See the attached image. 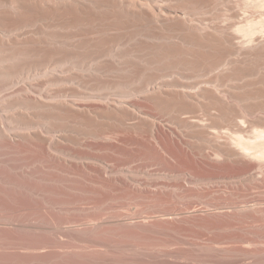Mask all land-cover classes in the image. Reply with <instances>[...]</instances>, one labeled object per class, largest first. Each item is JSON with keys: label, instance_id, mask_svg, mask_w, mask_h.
<instances>
[{"label": "bare ground", "instance_id": "obj_1", "mask_svg": "<svg viewBox=\"0 0 264 264\" xmlns=\"http://www.w3.org/2000/svg\"><path fill=\"white\" fill-rule=\"evenodd\" d=\"M3 5H6L8 9L0 11V23L2 22L1 19H4L1 25L7 27L0 28V50H2L1 47L6 49L9 47L10 49V47L19 44L11 43L10 40H2L4 37L7 39L14 36L9 35L10 33H4V31H11L14 27H19L20 31L27 28V18H30L31 15L36 18L32 16L31 25L34 21H42V23H46L45 28L54 27L56 30H66L69 31L68 33H72L61 34L60 36L58 34L57 36L50 35L51 37H48L49 35L47 37L40 36L39 38L43 37L41 42L38 40V42L32 41L31 43L34 44L35 51L30 49L32 52L29 50L24 52L23 47V50L18 52V48L15 47L16 52L12 47V53L15 51V55L18 57L13 59H3L2 57L0 60V87L12 85L17 88L12 94L13 101L9 104L14 112H10V115L3 114L4 116L0 117V144H5L6 147L11 148L32 145L30 149L32 152L34 149L35 152V154L33 153L35 157L29 154L31 157L27 156L28 159L21 157L22 160L16 158L17 155L12 157L10 154L0 153V190L4 189L1 184L6 182L4 175L9 173L8 177L11 176L10 172H15L22 178L24 176L34 177V169L31 167L34 162L32 161L37 162L38 160L39 162L40 160L43 163L52 164V166L64 165L70 168L75 164L77 165L78 162V164L82 163L88 168L91 164H93L92 167L95 165L97 167H94L93 171L96 174L95 185H98H96L98 191L96 190V192L94 188L96 193L90 191L94 194L92 196L98 199L97 204L119 199L122 193L123 197L127 193V196L132 195L133 198L136 196V199L147 198L153 202L140 200L145 202V204L139 202L141 205L144 204L146 207L148 201L152 206V209L147 211L141 210L142 206H139L138 211L124 214L121 212L122 209L119 210L118 205L113 206L110 211L107 209L108 213L106 211L97 212L98 209L96 213L83 210V215L79 216H75L74 213L69 216H53L56 214L51 215L49 213L51 215L49 216L46 214L47 206L44 209L47 216L40 218L44 227L31 225L29 229L32 230L19 228L10 223V218L5 219L8 212L4 215L5 218L0 216V237H13L16 242L18 240L17 245L16 243L13 244L18 249L16 251L23 249L28 254L33 252L32 255L26 256L25 254L26 259H28L26 261L31 264L40 262L44 258L48 259V255L45 253L49 250L46 251L45 248L49 246H60L61 249L69 250L73 248L72 241L74 240L84 243H100L101 246H104L101 240L102 234H109L115 238H132L133 241L129 240L132 242L136 238L137 241L140 239L139 242H142L141 239H144L143 241L152 239L153 243L150 241L152 244L147 240L146 242L150 243L148 245L155 250L154 255L157 254L153 263L174 264L176 256L173 255L175 251L172 253L170 250V252L167 251L166 247L171 244L163 241V237H168L173 231L177 233L187 229L186 232H190L193 236L190 235L191 238L195 241L191 239L189 252L186 250L189 255L187 253L184 255L185 252L182 254L181 250L180 252L184 256L181 258H188L189 264H220V260H225L229 264H264V257H261L264 254V249L258 250L262 247L251 248L257 243L255 240H251L252 235L251 238L243 235V238L237 234V236L231 237L232 234L229 236L227 234V238L226 233L224 234L226 239H230L232 242L235 239L238 244L239 242L242 244L241 247L237 245L238 249L235 253L232 252L235 250L233 248L236 247L232 248L228 243L230 241L227 244L233 251L225 249L227 246L225 248L224 246L220 247L226 243L223 236L220 239L221 237H218L219 234H217L215 235L217 237L213 238L214 235L212 234L213 239L211 237L208 239V235H211L208 233H206L207 236L205 235L206 231L212 229L234 228L241 223L244 224V222L250 223L260 220L259 218L264 216V199L262 202L260 199L239 201L226 196L222 201H213V199L207 198L213 191H219L220 184L222 186L224 184L231 191L248 188L249 185L264 186V0H0V6ZM227 9L230 11L229 13H227ZM241 9L259 11V19L246 20L243 24L244 21L239 18ZM225 15L231 21L220 23L219 19L224 18ZM43 29L40 24L38 31ZM78 31L79 33H77ZM29 33L31 34V32ZM29 33L27 35L20 33L15 35V38L27 37L29 40V38L35 37L34 34L28 35ZM80 38L91 39L92 42H75L77 39L81 40ZM3 51L0 52V55ZM9 54L11 55L10 51L6 56ZM20 55H26V57L23 58ZM29 55H38L39 57L30 58ZM38 78L44 80L43 83L40 81L42 84L37 86L36 83H31ZM232 82L233 84L230 86L229 83ZM220 87H224V89ZM2 101L4 98L1 103ZM31 108L37 109V112L34 110L35 113H27L26 111ZM1 109L4 107L2 106ZM23 110H26V113ZM12 120H18V125L16 123L14 125ZM2 122H6V125ZM75 129L83 131L81 133L83 137L85 134V137L88 135L94 136L98 140L101 139V142L103 140V143H100L102 150L105 148L110 154L109 150L112 151V154L113 151L123 154V150L127 153L125 146L122 145L124 149L118 144L124 139L127 140L121 136L125 135L128 138L131 133L141 132L136 135L142 134L141 137L144 136L147 139V142L144 141L148 144L147 146L144 143L147 146L146 150L148 148V151H151L155 157L152 156L153 159L160 162L163 165L162 168L165 167L168 170L167 176L171 179L174 177L177 184L174 183L173 186L172 183H158L159 181L156 182L150 178L139 179L136 176L137 173L135 175L127 169L119 168L118 164V166H113V162L118 163V158H115L117 153L111 155V160L115 158L112 165H108L104 162L106 159H103L104 164L107 165L104 166L101 164L102 161L100 162L102 158H97L96 154V157L94 155L90 157L91 155L88 156L87 153L86 156H78L77 153L76 155L71 153L72 151L68 152L65 146L63 149L60 144L65 140L67 142L76 131ZM66 133L71 137L67 136ZM120 134L121 136H119ZM75 138L77 137L74 136L73 139ZM134 138L125 143H136L137 138ZM122 143L124 144V142ZM100 144L96 143L99 146L93 147L101 148ZM143 147L145 148V146ZM130 149L128 148V151ZM11 150L13 151V149ZM32 152L28 153L32 154ZM15 153L17 154V152ZM24 153L28 154L25 151ZM18 154H21V151ZM23 154L21 155L23 156ZM110 154L107 157H110ZM256 155L258 156L255 157ZM130 159H128L129 162ZM124 163H122L123 166ZM81 169L85 170L83 172L87 171L86 168ZM93 171L91 170V172ZM43 175L42 177L51 178V175L50 177ZM26 178L25 180L29 183V178ZM48 178H46L47 181ZM163 178L168 179V177ZM60 179L62 178L59 180L58 178L55 180L51 178V181L58 183L61 182ZM171 179L169 178L167 181H173ZM39 183L38 181L37 184ZM44 184L45 188L51 187ZM16 185L14 184V186ZM60 185L63 189L57 187L63 191L77 188L72 185ZM35 186L40 187V192L43 191L40 184ZM51 188L49 191L46 188L48 193L52 191ZM25 189L29 190L30 188L25 187ZM243 190L245 192V189ZM56 192L55 194H59ZM10 196L12 197V195ZM60 196L66 197V195ZM70 196L74 197V195ZM41 197L47 199L45 195H41ZM221 197L219 195V198ZM20 200L24 199L20 198ZM77 200H74L73 203ZM58 202L60 203V201ZM58 202L56 203L58 204ZM148 203L147 205H149ZM38 204H36V208H33L37 209L40 205ZM5 205L7 204L5 203ZM93 205L96 206V204ZM3 208L5 210V207ZM41 210L40 212L37 210V213L40 214ZM21 211L23 210L21 209ZM32 215L31 217H34ZM17 220L19 219L17 218ZM32 220L38 221L36 217ZM234 224L236 226H233ZM166 237L164 240L167 239ZM121 238L120 240H122ZM120 240L118 241L117 238L116 241L120 242ZM167 240L169 241L170 238ZM12 242L15 241L12 240ZM118 242L117 244H119ZM123 243L126 246L125 242ZM130 243L127 242V244ZM4 244L6 243L4 242ZM117 244L115 243V245ZM138 245L141 246L140 243ZM150 247L148 249H151ZM82 248L84 249V247ZM143 248L145 249L144 246H142V250ZM162 248H166V250ZM169 248L171 249L172 245ZM54 249L56 251V248ZM14 250L10 249L9 251ZM41 250H44V254L41 253ZM55 251L53 252L55 253ZM101 251L100 256H102ZM105 252L102 254L105 255ZM95 254L97 253L95 252ZM181 254L178 255L181 256ZM230 254H235V256L237 254V260H229ZM78 255L77 257H79ZM107 255L106 253L103 258L99 257L101 259L96 256L94 260H102ZM88 256L87 259H89ZM123 256L121 257L123 258ZM134 257L131 258L134 259ZM67 258L65 262L68 263L69 257L67 256ZM84 258L86 259V255ZM116 258L119 257L116 256ZM149 258L146 261L143 260V257L141 260L138 258L139 260H134V262L135 264H142V261L146 263ZM16 259L19 258H15V261ZM52 259L49 260L52 261ZM175 260L177 261L176 258ZM91 261L94 262L93 259ZM22 262L24 261L22 260ZM59 263L61 264V262Z\"/></svg>", "mask_w": 264, "mask_h": 264}, {"label": "rangeland", "instance_id": "obj_2", "mask_svg": "<svg viewBox=\"0 0 264 264\" xmlns=\"http://www.w3.org/2000/svg\"><path fill=\"white\" fill-rule=\"evenodd\" d=\"M4 6V7H3ZM3 6H0V11H5V9H8V7L6 6V5H3ZM6 6V7H5ZM221 11V10H220ZM227 11V13H229L230 11L227 9L226 10ZM245 11V12H244ZM252 11V12H251ZM243 12V13H242ZM33 15H31V17L30 18H27L28 20H29V23H28V20H27V28H25V29H23V30H21L20 31V29H19V27H14V29H12L11 31H4V33H10L9 35H14V36H12L11 38L10 37H8L7 39L4 37V38H2V40H4V41H9V42H11V43H19V44H16V48H18V52L20 51V50H23L24 49V52H27L28 50H29V52H32V51H35V49L36 48H34L33 47V45L34 44H31L32 43V41L34 42H38V40H39V42H41L43 39V37H41V38H39L40 36H46L47 37V35H49L48 37H51L50 35H53V36H57V34L60 36L61 34H63V35H67L66 33H68L69 31H64V30H62V31H59V30H56V28H54V27H44V25L46 26V23L45 22H43L42 23V21H34V23L32 22V25H31V18H33L32 17ZM250 16V17H249ZM259 16H260V12L259 11H255V10H250V9H241L240 10V15H239V18L240 19H242L241 21H244L243 22V24H245V21L246 20H251V19H254L255 18V20H258L259 19ZM35 18V17H34ZM36 19V18H35ZM3 20L4 19H1V21L3 22ZM34 20V19H33ZM220 20V23H229L231 20H228L227 19V17H226V15L224 16V18H220L219 19ZM1 22V23H2ZM1 23H0V28H2L4 25H1ZM3 24V23H2ZM4 24H6V23H4ZM40 24L43 26V30H40V32L38 31V27H40ZM4 27H7V26H4ZM3 27V28H4ZM2 28V29H3ZM51 28V29H50ZM30 29V30H29ZM34 30V31H33ZM47 30V31H46ZM17 31H18V33H17ZM25 31V32H24ZM29 33V32H31V34L29 33L28 35H33L34 34V38L33 37H31V38H29V40H28V38L26 37V38H15L17 35H19L20 33H22V34H25V35H27V33ZM35 32V33H34ZM37 32V33H36ZM40 34H39V33ZM17 33V34H16ZM43 33V34H42ZM49 33V34H48ZM60 33V34H59ZM65 33V34H64ZM70 33H72V32H70ZM70 33H68V34H70ZM77 33H79V31L77 32ZM84 34H85V32H83ZM16 35V36H15ZM26 39V40H25ZM36 39H37V41H36ZM81 40H75V42H77V43H83V42H89V41H91V39H86V38H80ZM1 41V40H0ZM27 41H29V42H27ZM59 41H62V40H60L59 39ZM24 42H25V44H24ZM27 42V43H26ZM92 42V41H91ZM131 42H133V41H131ZM29 45V46H27V45ZM26 45V46H25ZM31 45H32V47H33V49H32V47H31ZM20 48H19V47ZM13 47V46H12ZM12 47H10V49H9V47H7V49L6 48H3V47H1L2 48V50H0V52L1 51H3V49H4V51L2 52V55H0V60H1V58L3 57V59L4 58H11V59H13V58H16V57H18L17 55H15V47H13V49L15 50L13 53H12V51H13V49H12ZM24 47V48H23ZM31 47V48H30ZM23 48V49H22ZM26 48V49H25ZM30 49L32 50V51H30ZM12 50V51H11ZM38 50V49H37ZM7 51V52H6ZM10 51V53H11V55L13 56H11L10 54L9 55H7L6 56V54H8V52ZM6 52V53H5ZM17 52V51H16ZM3 53H4V55H3ZM4 56H6V57H4ZM9 56V57H8ZM28 56V55H27ZM30 56V58H37V57H39L38 55H29ZM33 56V57H32ZM20 57H23V58H25L26 57V55L24 56V55H20ZM39 79V78H38ZM38 79H36V80H33L31 83H33V84H35V85H39V84H42L43 83V79L42 78H40V79H42V80H38ZM42 83H41V82ZM237 83V82H236ZM230 84H233V82L232 83H229V85ZM0 86H1V84H0ZM2 86H4V87H0V109L2 108V106L4 107V109H1L0 110V117L2 116H4V115H10V112L11 113H13L14 112V109L13 108H11V107H9V104H10V102L11 101H13V99H12V94L17 90V88H15L14 86H12V85H2ZM231 86V85H230ZM221 89H224V87H220ZM10 90H12L11 92H10ZM15 90V91H14ZM2 91V92H1ZM4 91V92H3ZM9 91V92H8ZM3 93V94H2ZM9 93H10V95H9ZM8 96H10L9 98H8ZM4 98V101L6 102V104H5V102L4 101H2V103H1V100ZM6 98H8V99H6ZM12 99V100H11ZM7 100V101H6ZM8 103V104H7ZM5 105V106H4ZM7 106H8V108H10L9 110H8V108H7ZM6 109V110H5ZM13 110V111H12ZM32 110H33V112H32ZM35 108H31V109H29V110H23L24 112L26 111L27 113H35V111L37 112V109L35 110ZM31 111V112H30ZM25 112V113H26ZM2 113V114H1ZM6 113H8V114H6ZM4 114V115H3ZM19 120V122H20V119H18ZM18 120H12V123L15 125V123L18 125ZM14 121V122H13ZM2 124H5L6 125V122L4 123V122H2ZM12 124V125H13ZM76 130V129H75ZM77 131V130H76ZM74 131V133L72 134V137H71V135H68V133H66L67 134V136H70L71 138L69 139V140H67V142H66V140L65 141H63L60 145H61V147L64 149V146H65V148H66V150H68V152H71V153H74V154H78V156L80 155V156H86L85 154L87 153L88 154V156H90V157H93V155L95 156V154H96V156H97V158L98 157H100V158H102L101 160H100V158H99V160H100V162H101V164H103L104 166H107V165H105L106 163L108 164V165H112L113 163V166H118L119 168L121 167V168H124L125 170L127 169V171H131V172H133L135 175H136V173H137V178H144V179H153V180H155L156 182H158V183H160V182H163V183H166V182H169V184L170 183H172V185L174 184V183H176L177 184V182L174 180V177H173V179H171V177H169V176H167V174H168V170L166 169H164V168H162L163 167V165H161V163L160 162H158L157 160H155V159H153V157H154V155H152V153H151V151L149 152L148 151V148H147V150H146V147L148 146V144L147 143H145V142H147V139L144 137V139H143V137H141L142 136V134L140 135V134H138V135H136L137 133H141V132H135V133H131L130 135H129V137L127 138L125 135L124 136H121V134L119 135V136H121L122 138L123 137H125L128 141H132V138H137V140H136V143H133V142H128V143H125V142H127V140L125 141V139L124 140H122L121 142H118V144L119 145H121V147H123L122 145H124L125 146V148H126V151H127V153L125 152V150H123L122 152H123V154H119V153H117V152H114L113 151V154H112V151L111 150H109L110 152H111V154L108 152V150L106 151V149L104 150H102V144H100V143H103V140H102V142H101V139L100 140H98L97 138L95 139L94 138V136H88V135H86V137H85V134H84V137H83V134H81V133H83V131ZM76 132V133H75ZM81 134V135H80ZM80 135V136H79ZM74 136H76L77 138H75V139H73L74 138ZM128 136V135H127ZM93 138V140H92V138ZM67 139H68V137H66ZM84 138V139H83ZM134 138V139H135ZM72 139V140H71ZM78 139H79V141H78ZM133 139V140H134ZM139 139V140H138ZM141 139V140H140ZM143 139V140H142ZM74 140V141H73ZM76 140H77V142H76ZM82 140V141H81ZM89 140V141H88ZM92 141V142H91ZM98 141V142H97ZM145 141V142H144ZM65 142V143H64ZM75 142V143H74ZM86 142H87V144H86ZM97 144H100V147L101 148H99V147H97L98 149H96V148H94L95 146H99V145H96V143ZM122 142H124V144L122 143ZM135 142V141H134ZM143 142V143H142ZM88 143H90V144H88ZM132 143V144H131ZM144 143L147 145H144ZM64 144V145H63ZM80 144V145H79ZM143 144V145H142ZM1 145V144H0ZM71 145V146H70ZM79 145V146H78ZM85 145V146H84ZM90 147H89V146ZM132 145V146H131ZM138 145V146H137ZM140 145H142V146H140ZM31 146V148H32V145H30ZM30 146H24L23 147V145L22 146H19V148L18 147H16V146H14L13 148H11V147H9V146H7L6 147V145L5 144H2L1 145V147H3V148H1L0 147V149L2 150H0V153H6V155H8V154H10V156H12V157H15L16 155H17V157L16 158H18V159H21V157L24 159H28V157H35V152H34V149H33V152H32V149H30ZM94 146V147H93ZM134 146V147H133ZM143 146H145V148L143 147ZM22 147V148H21ZM72 147V148H71ZM130 147H131V149H130ZM6 148V149H5ZM10 148V149H9ZM15 148H16V150H15ZM29 148V149H28ZM80 148V149H79ZM124 148V147H123ZM124 148V149H125ZM128 148L130 149L129 151H128ZM140 148H142V149H140ZM4 149V150H3ZM11 149H13V151L15 150V152H17V154L15 153V152H13ZM21 149V150H20ZM86 149V150H85ZM101 149V150H100ZM138 149V150H137ZM6 150H7V152H6ZM29 150V151H28ZM94 150V151H93ZM97 150V151H96ZM132 150V151H131ZM4 151V152H3ZM20 151H21V154H23L24 153V151L26 152V153H28V152H32V154L31 153H28V154H23V156L21 155V154H18V153H20ZM23 151V152H22ZM76 151V152H75ZM83 151V152H82ZM102 151V152H101ZM105 151V152H104ZM145 153H144V152ZM10 152V153H9ZM89 152V153H88ZM122 152H120V153H122ZM131 152V153H130ZM11 153H13V154H15V155H12ZM34 153V154H33ZM84 153V154H83ZM94 153V154H93ZM114 153H117V154H115V158H120V160H118L117 159V161H118V163L115 161V158H114V160L112 159L111 160V155H114ZM125 153V154H124ZM136 153V155H134ZM143 153V154H142ZM149 154V156H148V154ZM31 156H30V155ZM76 154V155H77ZM99 154V155H98ZM104 154V155H103ZM105 154H107V155H105ZM109 154H110V157H107V156H109ZM129 154H130V156H129ZM144 154H146V155H144ZM151 154V155H150ZM124 155V156H123ZM140 155H141V157H140ZM18 156H20V157H18ZM28 156V157H27ZM95 156V157H96ZM134 158H133V157ZM151 156V157H150ZM153 156V157H152ZM258 155H256L255 157H257ZM114 157V156H113ZM109 158V159H108ZM132 160H131V159ZM136 158V159H135ZM144 158H147V159H144ZM155 158V157H154ZM103 159H106L105 161L103 160ZM128 159H130V162H129V160ZM143 159V160H142ZM264 159V158H263ZM22 160V159H21ZM109 160V161H108ZM122 160V161H121ZM126 160V161H125ZM91 161H93V160H91ZM106 162L105 164H104V162ZM113 161H115V162H113ZM32 162H34L33 164H32V169H34V177L33 176H24L23 178H22V176H20V175H17L15 172H10V174H11V176H9L8 177V175H9V173L8 174H5L4 175V177H5V180H6V182L5 183H2L1 185H3L2 187L5 189V191H4V189L1 191L0 190V216L1 217H4V215H6L8 212V214L6 215V218L5 219H8V218H10L11 220H9V222L10 223H12V224H14L15 226L17 225L19 228H26L27 230L29 229V227L32 225V226H35V225H42L41 226V228H43L44 227V224H41L42 223V221H41V219L43 218V216H45L46 214H48L49 216H51V215H53V214H56V215H53V216H69L70 214L71 215H73V213H74V215L75 216H79V215H83V212L84 211H86L87 212V210H89V211H91L92 213L93 212H95L96 213V211H97V209H98V211L97 212H99V211H102V212H105L106 211V213H108L112 208H113V206H118L120 209V211H121V209H122V213H124V214H128V213H131V212H135V211H138L139 210V208L142 206H144V204H145V202L144 201H146V200H149L150 201V203H152L153 201H151L150 199H147V198H139V196H137V198H139V199H136V196H134V198H133V196L132 195H130V196H127L126 194L124 195L125 197H123L122 195H123V193H122V195L120 194V196H119V199L117 198V199H114V200H111L110 202L109 201H104L105 202V204H104V202H101L102 204H100V203H98V204H100V205H98L97 204V202H99L98 201V199L97 198H95V197H93L94 196V194H92V193H96L97 191H98V185L96 186L95 185V178H96V174H95V171H93L95 168H97V167H92V165L93 164H91L90 165V163H89V165H90V168H88V167H86L84 164H82V163H80V164H78V162H77V165L75 164L73 167L71 166V168L69 167V166H64V165H62V166H58V165H54V166H52V164H48V163H43V161H40L39 160V162H40V165H39V162H38V160H37V162H35V161H32ZM95 162V161H94ZM113 162V163H112ZM120 162H122V163H124V166H123V164L122 163H120ZM152 162V163H151ZM147 163V164H146ZM156 163V164H155ZM159 163H160V165H159ZM37 164V165H36ZM44 164H46L47 165V167H46V165H44ZM116 164V165H115ZM118 164V165H117ZM126 164V165H125ZM146 164V165H145ZM79 165H80V167H79ZM82 165V166H81ZM157 165V166H156ZM40 166V167H39ZM56 166V167H55ZM46 167V168H45ZM54 167V168H53ZM132 167V168H131ZM36 168V169H35ZM66 168V169H65ZM70 168V170H68ZM81 168H83V169H85L86 168V172H83V171H85V170H82ZM143 168V169H142ZM40 171H39V170ZM89 169V170H88ZM146 169V170H145ZM159 169V170H158ZM162 169V170H161ZM38 170V171H37ZM50 170V171H49ZM52 170V171H51ZM91 170L94 172V174H93V172H91ZM133 170V171H132ZM165 170V171H164ZM35 171H36V173H35ZM57 171V172H56ZM80 171V172H79ZM43 173V174H40V173ZM49 172H51V174H49ZM52 172H53V174H52ZM89 172H91V173H89ZM42 177V175L43 176H45V175H49V177H50V175H51V178H52V180H55V178H58V180H59V178H62V179H60V181L61 182H53V181H51V178H48V177H46V178H48V181L46 180V178L45 177H40L38 174ZM58 173V174H57ZM165 173V174H164ZM16 175V177L18 178H16L15 177V175ZM68 174V175H67ZM52 175H54V176H52ZM143 175V176H142ZM21 178H20V177ZM37 176V177H36ZM59 176V177H58ZM95 176V177H94ZM140 176V177H139ZM152 176V177H151ZM162 176V177H161ZM29 178V183L27 182V180H25V178ZM33 177V178H32ZM36 177V178H35ZM54 177V178H53ZM163 177H165V178H167L168 177V179L170 178L171 180H173V181H167L166 179H164ZM8 178H11V179H8ZM14 178V179H13ZM26 178V179H27ZM40 178V179H39ZM85 178V179H84ZM15 179H16V181H15ZM23 179H24V181H23ZM33 179H35V180H33ZM41 179H43V180H41ZM63 179H64V181H63ZM157 179V180H156ZM13 180V182L11 183V181ZM18 180V181H17ZM21 180V181H20ZM32 180V181H31ZM50 180V181H49ZM66 180V181H65ZM74 180H75V182H74ZM9 181V182H8ZM19 181H20V183H23V184H20L19 183ZM35 181H37L36 183H35ZM38 181L40 182L39 184L42 186L41 187V189H43V191L41 190V192L39 191L40 190V187L39 186H35V185H39V184H37L38 183ZM64 183H63V182ZM70 181H71V183H70ZM78 181V182H77ZM94 181V182H93ZM15 182V183H14ZM16 182H18L19 184H17ZM45 184H44V183ZM55 183V184H53V183ZM80 182V183H79ZM10 183V184H9ZM28 183V184H27ZM49 183V185H47V184ZM13 184V185H12ZM14 184L17 186H14ZM24 184H25V186H24ZM28 186H27V185ZM43 184L44 185H46V186H51V187H53V186H55V187H61V185L60 184H64V185H72V186H75V188L77 189H75V190H70V189H64L65 191H63L61 188H56V189H53V188H55V187H53V188H51V192L54 194H52L51 192H47V190L49 191L50 190V188H48V187H46L47 188V190H46V188H45V186H43ZM53 184V185H52ZM32 185V186H31ZM89 185V186H88ZM94 185H95V187H94ZM175 185V184H174ZM173 185V186H174ZM221 186L219 187L220 189H218L219 191H213L212 192V194L210 193L209 194V197L207 196V198L208 199H213V201H217V200H223V199H225L224 197L226 196L227 198H233V199H235V200H248V201H253L254 199L255 200H261L262 201V199H264V190H263V187L262 186H257V185H249L248 186V188H250V189H248L247 187L246 188H242V189H238V190H234V191H231V190H229V189H227V187L223 184V186H222V184H220ZM9 186V187H8ZM20 186V187H19ZM30 186V187H29ZM36 188H35V187ZM226 188H225V187ZM22 187H23V189H22ZM25 187H27V188H30L29 190L28 189H25ZM31 187H34V188H31ZM38 187V188H37ZM45 188V191H44V188ZM222 187V188H221ZM8 188H10V189H8ZM15 188V189H14ZM95 189V191H94V189ZM226 189V191H225V189ZM254 190H253V189ZM12 189V190H11ZM18 189V190H17ZM22 189V190H21ZM25 189V190H24ZM32 189V190H31ZM36 189H38V190H36ZM91 189V190H90ZM224 189V190H223ZM243 189H245V192H246V194H245V192H244V190ZM259 189H260V191H259ZM20 190V191H19ZM24 190V192H22ZM58 190H60V191H58ZM229 190V191H228ZM240 190V191H239ZM8 191V192H7ZM30 191V192H29ZM35 192L34 194H33V192ZM38 191V192H37ZM53 191H58V192H56V193H59L60 195H66V197H64V196H60L59 194H55V192H53ZM63 191V192H62ZM68 191H69V193H68ZM92 191H94V192H91ZM228 191V193H225V192H227ZM231 191V192H230ZM238 191V192H237ZM242 191H243V193H242ZM250 191V192H249ZM253 191H255V192H253ZM4 192H6V193H4ZM16 192H18V193H16ZM22 192V193H21ZM43 192H45V193H43ZM88 192H90V193H88ZM223 192V193H222ZM230 192V193H229ZM240 192V193H239ZM253 194H252V193ZM9 193V195H7ZM20 193H21V195H20ZM26 193V194H25ZM29 193H31V194H29ZM39 193H40V195H39ZM66 193V194H65ZM71 193V194H70ZM84 193V194H83ZM121 193V192H120ZM3 194H5V195H3ZM45 195V198H47L46 200L44 199V197H41V195L42 196H44ZM89 194V195H88ZM177 194L179 195V193L177 192ZM10 195H12V197L10 196ZM23 195V196H22ZM30 195V196H29ZM33 195V196H32ZM34 195H36V197H34ZM49 195V196H48ZM52 195V196H51ZM68 195H69V197H68ZM70 195H74V197L72 196H70ZM93 195V196H92ZM219 195H220V197L223 195V197H221V198H219ZM236 195V196H235ZM3 196H4V198H3ZM22 196V197H21ZM25 196V197H24ZM39 196V197H38ZM56 197V198H58V196H59V198L56 200V198H54V197ZM96 196V195H95ZM127 196V197H126ZM243 196H245V197H243ZM9 197V198H8ZM11 197V198H10ZM14 197V198H13ZM17 197V198H16ZM29 197V198H28ZM31 197H33V198H31ZM38 197V198H37ZM49 197V198H48ZM61 197V198H60ZM76 197V198H75ZM78 197V198H77ZM81 197V198H80ZM97 197V196H96ZM140 197H143V196H140ZM217 197V198H216ZM262 197V198H261ZM2 198V199H1ZM20 198L21 199H24V200H20ZM42 198V199H41ZM74 198V199H73ZM81 200H80V199ZM122 198H123V200H122ZM130 198H132V199H130ZM231 198V199H232ZM250 198V199H249ZM252 198V199H251ZM256 198H258V199H256ZM14 199H15V201H14ZM27 199V200H26ZM29 199V200H28ZM33 199H34V202L32 203V201H33ZM36 199V200H35ZM41 199V200H40ZM70 199H72V200H70ZM77 199H79V200H77ZM97 199V200H96ZM134 199V200H133ZM26 200V201H25ZM47 201V202H45V201ZM61 200H62V202H64L65 200V202H64V204H62V202H61ZM68 200H69V202H68ZM74 200H77V202H75V203H73V201ZM83 200V201H82ZM90 200H92V201H90ZM95 200H96V202H95ZM140 200H144V201H140ZM9 201V202H8ZM17 201V202H16ZM23 201V202H22ZM38 201V202H37ZM39 201H43V203L41 204V202H39ZM53 203H52V202ZM58 201H60V203L58 202ZM71 201H72V203H71ZM80 201V203H78ZM136 201V202H135ZM264 201V200H263ZM262 201V202H263ZM27 202H29L28 203V205H27ZM48 202H50V203H48ZM56 202H58V204L60 205H58ZM68 202V203H67ZM84 202V203H83ZM107 202H108V204H107ZM142 203V202H144V204H140V203ZM5 203L7 204V205H5ZM40 205H39V204ZM47 203V204H46ZM52 203V205L50 206V204ZM66 203V204H65ZM70 203V204H69ZM81 203H83V204H81ZM127 204V206H126V204ZM138 203V204H137ZM147 203H148V201H147ZM147 203H146V207L144 208H142L141 207V210H143V209H145L146 211L147 210H151L152 209V206H150V204L149 205H147ZM36 205V204H38L39 205V207L37 208V209H34V208H36L37 207V205L36 206H34V205ZM44 204V205H43ZM68 204V205H67ZM93 204H96V206L95 205H93ZM121 204H123V205H121ZM23 206L22 208H21V206ZM25 205V206H24ZM46 205V206H45ZM58 205V206H57ZM62 205V206H61ZM65 205V206H64ZM75 205V206H74ZM77 205V206H76ZM79 205V206H78ZM152 205V204H151ZM20 206V207H19ZM28 206H30L29 208H28ZM41 206V207H40ZM48 206V207H47ZM70 206H72V207H70ZM82 206V207H81ZM99 208H98V207ZM111 206V207H110ZM140 206V207H139ZM3 207H5V210H4V208ZM13 207V208H12ZM16 207V208H15ZM34 207V208H33ZM46 207H47V209L49 208L50 209V211L51 212H53V213H51L50 211L48 212V210L46 209ZM58 207H60V208H58ZM63 207V208H62ZM66 209H65V208ZM90 207V208H89ZM95 207V208H94ZM122 207V208H121ZM131 207V208H130ZM28 208V209H27ZM78 208V209H77ZM80 208V209H79ZM133 208V209H132ZM8 209V210H7ZM21 209L23 210V211H21ZM33 209V210H32ZM41 209H46V211L44 210V213L42 214V216H41V213H42V211L43 210H41ZM56 209V210H55ZM64 209V210H63ZM68 209V210H67ZM82 209V210H81ZM86 209V210H85ZM102 209V210H101ZM105 209V210H104ZM109 211H108V210ZM127 211H126V210ZM129 209V210H128ZM132 209V210H131ZM136 209V210H135ZM138 209V210H137ZM11 210H13L12 212H11ZM19 210V211H18ZM35 210V211H34ZM37 210H39L38 212H40V210H41V213L39 214V213H37ZM69 210H70V213H69ZM76 210V211H75ZM84 210V211H83ZM32 211V212H31ZM65 211V212H64ZM83 211V212H82ZM29 214H28V213ZM45 212H46V214H45ZM55 212V213H54ZM80 212H82V213H80ZM85 212V213H86ZM21 213V214H20ZM23 213V214H22ZM32 213H36V214H33L32 215ZM51 215H50V214ZM26 214V215H25ZM64 214V215H63ZM68 214V215H67ZM12 215V216H11ZM16 215V216H15ZM18 215V216H17ZM22 215V216H21ZM27 215H29V216H27ZM31 215L32 216H34V217H31ZM10 216V217H9ZM47 216V215H46ZM45 216V217H46ZM21 217V218H20ZM24 217V218H23ZM27 217H28V219H27ZM35 217H36V220L38 219V221H34V220H32V219H35ZM15 218V220H13ZM17 218L19 219V220H17ZM32 218V219H31ZM41 218V219H40ZM40 219V220H39ZM260 220H255V222L253 221H251L250 223H245L244 222V224L243 223H241V224H239V225H241L240 227H239V225H238V222L236 223L237 225H238V227L236 226V224H234L233 226H236V227H230V228H224V230H223V228L221 229L220 228V230H215V229H212V230H209L208 232L206 231L205 232V235H206V233H208V234H210L211 236H209L208 234V239H210V237L212 238V236L214 235H217V234H219V236L218 237H221L220 239H222V236H223V238H224V240H225V242L226 243H224L223 245H221L220 247H223L224 246V248L225 249H229V250H232L229 246L231 245V247L233 248V247H236V248H233V250H234V252H232V253H235V251H236V249H238V246L239 247H241L242 246V244L239 242V244H238V241H235V239H233L234 241V243L230 240V239H226V237H227V234H228V236L230 235V234H232V235H230V237L231 236H233V235H240L241 237H243L244 238V236L243 235H245V237H250L251 238V235H252V239L251 240H255L257 243H260V244H255V245H253V246H251V248L253 249H258L259 247H262V248H259L258 250H263L264 249V216H262V217H260L259 218ZM27 220V221H26ZM30 220H32V221H30ZM263 220V221H262ZM23 221V222H22ZM25 221V222H24ZM41 221V222H40ZM16 222H18V223H16ZM40 222V223H39ZM258 222H260V223H258ZM34 223V224H33ZM252 223V224H251ZM245 226H247V227H245ZM260 226V227H259ZM237 230H236V229ZM29 230H32L31 228L29 229ZM184 230V229H183ZM178 231L177 233L175 232V231H173L172 232V234L171 235H169L168 237H166L167 239H169L170 238V240L168 241L167 239L166 240H164V238L165 237H163V241H166V242H169V243H167V244H171L172 245V248L170 249L169 248V246L171 247V245H168V247H166L167 248V251H169L170 253H172V252H174L175 254L173 255L176 259H177V261L175 260V258H174V264H189V260H188V258H186L185 257V259H182L184 256H182V254H183V252H185L184 253V255L187 253V255H189V247H190V242H191V239L192 240H194L193 238H191V234H190V232H186V230L187 229H185L184 231ZM213 230H215L214 232H213ZM216 231H218V232H216ZM249 231V232H248ZM252 231V232H251ZM254 231V232H253ZM257 231V232H256ZM183 234H182V233ZM186 232V233H185ZM175 233V234H174ZM226 233V234H225ZM262 233V234H261ZM186 234V235H185ZM213 234V235H212ZM226 235V237H224L225 235ZM242 234V235H241ZM108 236V237H106V236ZM191 235V236H190ZM206 235V236H207ZM236 235V236H237ZM248 235V236H247ZM175 236V237H174ZM190 236V237H189ZM213 236V238H216L217 236H215L214 237ZM18 237V236H17ZM102 237V238H101ZM100 238H101V240L103 241L102 243H103V245L104 246H101L100 245V243L99 244H94V243H90V242H87V243H84V242H79V241H72L73 242V248H71V249H69V250H65V249H61V247L59 246H49L48 248H45L46 249V251H48V252H46L45 254H47L48 256V259L46 258H44L43 260L45 261H43V260H41L40 262H35L34 264H50L51 262H54V263H51V264H56V263H59V262H61V264H66L67 263V261L65 262V260H67L68 258H67V256L69 257V262L67 263V264H85L86 262H88V263H86V264H135V262H134V260H141L142 259V257H143V260L144 261H146V259H148L150 256H152V257H150L149 258V260L148 261H150L151 260V262H146L147 264H152L153 263V260H155L154 258H156L157 257V254L156 255H154V253H155V250H153V248L152 247H150L148 244H150L152 241V239H150V241L148 240V239H146L148 242H150V243H148V242H146V240L145 241H143L144 239H141L142 240V242H139L140 241V239H139V241H137L136 239H134V242H132L133 240H132V238H127V239H125V238H121V237H113L112 235H109V234H102V236H101ZM193 237V236H192ZM117 240V238H118V241L120 240V238L123 240L124 239V241H122V240H120V242H118V241H116L115 239ZM206 238V237H205ZM212 238V239H213ZM228 238V237H227ZM258 238V239H257ZM7 239V240H6ZM10 239V240H9ZM113 239H114V241H113ZM171 239H172V242H171ZM174 239V240H173ZM190 239V240H189ZM0 248L2 249H0V264H7V263H10V264H24V263H27V264H31V263H28L26 260H28V259H26V256L27 255H32L33 254V252H32V254H31V252H29V254H28V252H26L25 250H23V249H20L19 251H16V250H18V249H16L15 247H14V245H15V243H16V245H17V242H18V240H17V242H16V240H14L13 239V237H10V238H7V237H3V236H1L0 237ZM9 240V241H8ZM12 240L13 241H15V242H12ZM129 240H132V241H129ZM259 240V241H258ZM261 240H263V241H261ZM7 241H8V243H7ZM116 241V242H115ZM138 243H137V242ZM182 241V242H181ZM195 241V240H194ZM197 241V240H196ZM228 241H230V242H228ZM4 242L6 243V244H4ZM10 242H12V243H10ZM74 242H75V245H74ZM78 242V243H77ZM117 242L119 243V244H117ZM123 242H125V244H126V246L124 245V243ZM127 242L128 243H130V244H127ZM146 242V243H145ZM176 242V243H175ZM193 242V241H192ZM220 242H222L221 240H220ZM227 242L230 244H227ZM77 243V244H76ZM114 243V244H113ZM115 243L117 244V245H115ZM121 243V244H120ZM140 243V245L141 246H139L138 244ZM141 243H144V244H141ZM153 243V242H152ZM151 243V244H152ZM11 246H10V245ZM14 244V245H13ZM83 244H85L84 246H82ZM113 244V245H112ZM145 244H146V246H145ZM174 244H177V245H175L174 246ZM182 244V245H181ZM220 244H222V243H220ZM1 245H2V247H1ZM77 245V246H76ZM86 245H89L90 246V249H89V246H86ZM181 245V246H180ZM238 245V246H237ZM257 245V246H256ZM3 246H4V248H3ZM109 246V247H108ZM132 246V247H131ZM134 246V247H133ZM139 246V247H138ZM142 246H144L145 247V249L143 248V250H142ZM151 248V249H148L149 247ZM178 246V247H177ZM243 246H245V245H243ZM255 246H256V248H255ZM10 247V248H9ZM15 249H13V248ZM59 249H58V248ZM82 247H84V249L82 248ZM86 247H88V248H86ZM123 247V249H121ZM185 249H184V248ZM229 247V248H228ZM8 248L9 250L10 249H12V250H14V251H7L6 249ZM53 248V249H52ZM54 248H56V251H55V249ZM104 250H103V249ZM125 248V249H124ZM127 248H129V249H127ZM130 248H131V250H130ZM140 248V249H139ZM166 248H162L163 250H166ZM176 248V249H175ZM187 248V249H186ZM44 249V250H45ZM51 249V250H50ZM86 249V250H85ZM98 249H100V250H98ZM133 249V250H132ZM174 249V250H173ZM177 249H179L178 251H177ZM6 250V251H5ZM24 252H22V251ZM44 250H41L40 252L42 253V254H44ZM57 250H58V252H57ZM59 250H61L60 252H59ZM93 250H95L94 251V253H92L93 252ZM102 250V251H101ZM107 250V251H106ZM109 250V251H108ZM128 250V251H127ZM180 250H181V252H182V254H181V252H180ZM183 250V251H182ZM188 252H187V251ZM232 250V251H233ZM16 251V254L14 253ZM53 251H55V253L56 254H58V255H56ZM65 251V252H64ZM71 251V252H70ZM77 252V254H76V252ZM83 251V252H82ZM86 251H89V252H86ZM98 251V252H97ZM100 251L103 253V252H105V255H103L102 253H101V255L102 256H100ZM112 251V252H111ZM115 251H116V254H115ZM177 251V252H176ZM2 252H3V254H2ZM5 252V253H4ZM8 252V253H7ZM19 252V253H18ZM63 252V253H62ZM67 252V253H66ZM70 252V253H69ZM95 252L97 253V254H95ZM111 252V253H110ZM119 252V253H118ZM129 252V253H128ZM12 253H14V254H12ZM40 253V254H41ZM54 253V254H53ZM72 253H74V254H72ZM89 253V254H88ZM106 253L108 254L107 255V257L106 258H104V259H102V260H99V259H101V258H99V257H102L103 258V256H106ZM121 253V254H120ZM176 253H178V254H181V256L180 255H178V254H176ZM23 254V255H22ZM25 254H26V256H25ZM52 254V255H51ZM76 254V255H75ZM79 254V255H78ZM92 254H94V255H92ZM99 254V255H98ZM119 254V255H118ZM125 254V255H124ZM6 255V256H5ZM12 255V256H11ZM51 255V256H50ZM55 255V256H54ZM59 255H61V256H59ZM62 255H63V257L65 258H63L62 257ZM71 255V256H70ZM77 255L79 256V257H77ZM86 255V259L84 258V256ZM91 257V259H90V257ZM109 255H111L110 257H109ZM124 255V256H123ZM133 255V256H132ZM137 255V256H136ZM148 255H150L149 257H148ZM186 255V256H187ZM233 255V256H232ZM264 255V254H263ZM263 255H261V257H264ZM10 258H9V257ZM19 256V257H18ZM23 256V257H22ZM25 256V257H24ZM58 256V257H57ZM73 256V257H72ZM81 256V257H80ZM87 256H88V258L90 259H87ZM93 256H95V257H93ZM96 256H97V258H99L98 260H94V258H96ZM116 256L117 257H119V258H116ZM121 256H123V258L121 257ZM135 256V257H134ZM178 256V257H177ZM82 257H83V259H82ZM113 257V258H112ZM130 257V258H129ZM134 257V259H132V258ZM139 259H138V258ZM141 257V258H140ZM147 257V258H146ZM182 257V258H181ZM188 257V256H187ZM234 259H233V258ZM237 254H236V256H235V254H230L229 255V260H237ZM9 258V259H8ZM12 258H14V259H12ZM15 258H19V259H16V261H15ZM53 258V259H52ZM58 258V259H57ZM73 258V259H72ZM109 258V259H108ZM232 258V259H231ZM4 261H3V260ZM25 259V260H24ZM49 259H52V261H50ZM56 259V260H55ZM61 259H63V260H61ZM72 261H71V260ZM75 259V260H74ZM93 259V261L94 262H92L91 260ZM107 259V260H106ZM114 259V260H113ZM124 259V260H123ZM20 260V261H19ZM22 260L24 261V262H22ZM54 260V261H53ZM61 260V261H60ZM106 260V261H105ZM119 260V261H118ZM187 260V261H186ZM5 261H7V262H5ZM12 261V262H11ZM64 261V262H63ZM73 261H74V263H73ZM90 261V262H89ZM106 262V263H104V262ZM114 261V262H113ZM123 263H122V262ZM126 261V262H125ZM144 261H142V264L144 263ZM180 261H181V263H180ZM185 261V262H184ZM43 262V263H42ZM72 262V263H71ZM80 262V263H79ZM101 262V263H100ZM175 262H177V263H175ZM184 262V263H183ZM187 262V263H186ZM226 264L227 262L225 261V260H220V264ZM225 262V263H224ZM146 263H144V264H146ZM33 264V263H32ZM60 264V263H59ZM154 264V263H153ZM227 264H229V263H227ZM232 264H235V263H232ZM239 264H243V263H239ZM247 264H250V263H247ZM252 264V263H251Z\"/></svg>", "mask_w": 264, "mask_h": 264}]
</instances>
